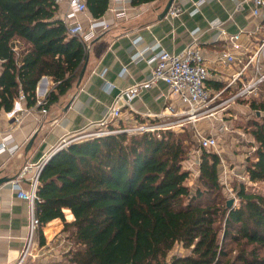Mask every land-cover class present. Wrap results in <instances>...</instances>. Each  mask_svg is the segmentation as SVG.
Instances as JSON below:
<instances>
[{
  "label": "trees",
  "instance_id": "1",
  "mask_svg": "<svg viewBox=\"0 0 264 264\" xmlns=\"http://www.w3.org/2000/svg\"><path fill=\"white\" fill-rule=\"evenodd\" d=\"M109 5L87 0L94 19ZM87 55L51 0H0V113H10L21 96L28 108L35 106L44 77L54 87L39 108L49 109L77 84ZM252 99L260 118L264 84ZM251 121L255 149L246 173L249 182L264 185V119ZM117 130L71 142L45 164L37 191L39 246L46 245L43 229L59 219L70 242L63 258L70 264H264V194L241 184L235 188L239 204L228 207L220 156L205 149L192 191L183 162L194 141L186 130L128 133L122 124ZM53 229L50 224L46 234ZM177 245L189 253L170 257Z\"/></svg>",
  "mask_w": 264,
  "mask_h": 264
},
{
  "label": "crops",
  "instance_id": "2",
  "mask_svg": "<svg viewBox=\"0 0 264 264\" xmlns=\"http://www.w3.org/2000/svg\"><path fill=\"white\" fill-rule=\"evenodd\" d=\"M168 1L160 0L133 6L131 0H125L122 4L126 11L125 17L116 20L107 30L99 33L88 48V64L80 86L75 84L58 103L47 109L46 115L41 114L38 101H43L47 92L54 87L48 77L42 78L38 83L35 106L28 108L24 100L20 103L22 114L17 111L19 105H15L16 108L13 109L16 114H12V111L0 113V145L7 146V150L0 153V179L9 180L0 185V264H15L20 260L29 234L28 205L18 198L11 182L20 177L25 166L32 165L22 181L24 189L28 190L29 179L35 175L37 166L55 147L63 140L88 128L90 124L102 120L112 106L115 96L121 91L150 80L152 65L148 60L154 56L151 48L156 43H160L172 53H179L196 40L210 71L206 87L213 96L219 94L213 105H220L212 116L190 122L189 129L194 136L192 140L197 142L198 137L208 136L206 133L213 135L219 131V140L221 136H226L227 143L232 147L239 143L242 148L240 142L243 144L245 138L247 142L254 143L251 134L246 135L243 130L232 126V123L239 119V113L249 115V105L246 103L237 106L240 100L227 105H222V102L237 93L242 83L249 81L254 74L253 68L250 67L245 69L241 77L243 82H233L234 75L244 69L249 56L264 38V17H254L251 4L243 3L244 0H174L173 6L181 10L179 16L173 18L167 15L161 19L159 16ZM199 2L202 4L195 11ZM113 17L108 10L102 19L111 20ZM80 20L87 26L96 19L87 12L80 16ZM215 20L219 22V26L212 27L210 24ZM222 31L228 34H242L240 41L244 54L237 53V62L233 65L221 60L222 52L231 50L222 36ZM142 51L143 58L137 60L138 53ZM167 105H173L176 110L185 108L178 98L169 94L166 84L158 82L149 89L141 90L131 108L123 109L119 123L124 127L134 128L142 123L165 124L175 121V117L157 119L156 116ZM224 124L228 126V131L221 128ZM35 135L34 143L27 151V146ZM223 149L220 148V158L221 153L225 152L237 171L246 167L245 160L252 148L246 147L242 153L234 156H230ZM65 211L70 210L64 209L63 212L66 220L72 222L74 216L68 218ZM50 224L54 225V229L49 236L45 231ZM62 229L63 222L59 219L43 229L46 247L40 250L41 257L37 259L36 264H70L61 257L64 247ZM36 241L38 242V237ZM25 262L34 264L30 258H26Z\"/></svg>",
  "mask_w": 264,
  "mask_h": 264
},
{
  "label": "built area",
  "instance_id": "3",
  "mask_svg": "<svg viewBox=\"0 0 264 264\" xmlns=\"http://www.w3.org/2000/svg\"><path fill=\"white\" fill-rule=\"evenodd\" d=\"M59 10V18L64 22L68 34L78 37L81 42L86 46V49L90 47L91 43L97 38L99 33L107 30L114 22L120 18L125 17L126 11L122 4L125 0H110L109 12L113 14L111 20L96 19L86 26L81 20L80 16L88 12L87 0H51ZM243 3L251 4V11L254 17H264V0H244ZM202 4L199 2L196 4L195 11ZM181 10L178 7L170 8L168 15L173 18L179 16ZM212 27L219 26L217 20L211 22ZM242 34H228L226 31H222V36L230 46V49H226L221 54V60L229 65H233L237 62V53L244 54L243 45L241 44ZM151 50L154 52V56L148 60L152 65V77L146 82H142L133 85L114 98L112 106L109 108L104 118L98 122L90 124L88 128L83 129L71 138L63 140L57 147H55L51 153L57 149H62L71 142L106 136L114 133H118L119 120L122 118V111L125 108H131L134 100L138 98L141 90L149 89L158 82H163L169 88V94L179 99V101L185 106L183 110H176L173 105H167L164 110L156 117L158 120H165L166 117H175V121H168L164 123H142L138 124L134 128L125 127V132L128 133H152L156 134L160 130L179 127L185 122L194 123L202 117H208L213 115L220 104L213 105L214 100L219 96H213L206 87V81L210 77V71L207 66L206 59L204 57L202 49L197 44L196 40L192 42L187 48L179 53H172L161 46L160 43H156ZM144 51L139 52L137 60L143 58ZM240 56V55H238ZM253 68V76L247 81L243 82L241 77L244 74L245 69ZM236 80L242 81L241 87L238 89L231 98L222 102V105H227L230 102L237 101L239 98H249L252 96H258L261 92V86L264 84V38L260 42L257 49L249 56V60L243 70H240L233 77V82ZM231 82V84L233 83ZM110 87V86H109ZM109 89V88H108ZM25 100L24 96H21L14 104L19 105L18 112L22 114L23 109L20 106ZM38 105H43V101H38ZM40 109V108H39ZM42 115H46L48 110L41 108ZM12 114H16L15 110H12ZM116 129H110V127ZM222 129L228 131L229 128L226 124L221 126ZM232 131V129L230 130ZM197 143L199 150H212L218 151L220 149V142L217 136L202 135L198 137ZM7 150L5 144L0 145V153ZM50 153V154H51ZM49 154V155H50ZM219 154V152H218ZM49 155L43 160V162L37 166L35 175L29 179V189H24L22 185L23 178L26 173L33 167L27 165L20 173V177L11 182L13 191L16 192L18 198L24 200L28 205V219H29V234L24 246V250L20 256V260L15 264H27L26 258H30L34 264L37 259L41 257L40 250L46 247L38 246L37 239V218H36V205H37V191L39 185V176L44 167L45 162L48 160ZM225 169L224 173L227 175V167L222 161ZM246 172L237 175V179L240 181L246 180Z\"/></svg>",
  "mask_w": 264,
  "mask_h": 264
},
{
  "label": "rangeland",
  "instance_id": "4",
  "mask_svg": "<svg viewBox=\"0 0 264 264\" xmlns=\"http://www.w3.org/2000/svg\"><path fill=\"white\" fill-rule=\"evenodd\" d=\"M252 97H249V98H245V99H242V101L240 100V102H237V106H243L244 104H248L252 101ZM249 108L250 105H249ZM216 111V110H215ZM213 111V112H215ZM239 119L237 121H234L232 123V126L233 128H237L239 130H243L246 135H250V128L252 126V122L251 120H262L264 119V113H262L260 116V118L257 117L255 111H253L251 109V112L249 113V115H246V114H242V113H239ZM249 117V121H247V118ZM204 118V117H202ZM120 124V123H119ZM181 126V127H180ZM179 127H175V128H170L168 127L169 129H171L172 131H175V132H184L185 134V130H186V133L189 135V137H194L192 135V130H190V122H185L183 123L182 125H180ZM206 133V132H205ZM217 134V135H216ZM219 134V131L213 135H216L218 136ZM206 135H209L208 133H206ZM219 138V137H218ZM245 138V137H242V139ZM241 139V140H242ZM245 141H243L244 143L242 144L240 142V146H242V148L239 147V143H235L234 147L230 146V143L228 142L227 143V138L226 136H221L220 137V148H225V146L227 148L223 149L224 151L226 150L227 154H229L230 156H234V155H237L239 153H242V151H244V148H252L251 152H249L250 154H248V156H250L253 152V150L255 149V143H250V142H247L246 138L243 139ZM252 145V146H251ZM188 158L183 162V167H184V170L188 171L189 172V179L187 181V184L190 186L191 190L192 191H195V188L197 187L198 185V177H199V168H200V158L199 156L201 155L202 153V150L200 151L199 150V145L197 142H193V144H190L188 146ZM214 153H217L220 152V149L218 151H213ZM248 153V152H247ZM221 163L219 165V177H220V180H221V183L222 185L224 186V196L226 198V200H233V206H237L239 204V200H238V197H237V194H236V189L239 188V186L241 184H244L245 187H246V190L249 191V192H258V193H262L264 194V185L262 184H258V183H251L249 182V179H248V175L246 173L245 177H246V180L245 181H240L239 179H237V175H240L241 173L243 174L244 172H246V167L242 170L240 169L241 171H237L234 167L235 165L232 164V160L226 155V153H221ZM222 161H224L226 167H227V175H225L224 173V165L222 163ZM246 161V160H245ZM236 188V189H235ZM65 235L63 237V243H64V247H63V250L61 251V257L64 256V254L68 251L69 247H70V242L66 241L65 239ZM227 245H229L228 247H233L235 248V245L233 243H227ZM189 251L187 249H184L181 245H177L174 250L171 252L170 254V257L172 256H184L186 254H188ZM235 253H232V256H234ZM168 264H170L169 262H167Z\"/></svg>",
  "mask_w": 264,
  "mask_h": 264
},
{
  "label": "water",
  "instance_id": "5",
  "mask_svg": "<svg viewBox=\"0 0 264 264\" xmlns=\"http://www.w3.org/2000/svg\"><path fill=\"white\" fill-rule=\"evenodd\" d=\"M173 3H174V0H169V1L167 2L166 6H165V8H164V10H163V12H162V13L160 14V16H159L161 19L165 18V17L168 15V12H169L170 8L172 7ZM88 58H89V56L87 55V59H86V61H85V64H84V66H83V68H82V71H81V73H80V76H79V80H78V83H77L78 86H80V83L82 82V79H83L84 74H85V72H86V68H87V64H88ZM35 138H36V135L33 136V137L31 138V140H30V142H29V144H28V146H27V151L30 150V148L32 147ZM60 150H61V149H57V150L53 151V152L49 155V158H48V160L45 162V164H46V163H47V162H48V161H49V160H50V159H51L56 153H58ZM45 164H44V166H45ZM8 181H9L8 179H6V178H2V179H0V185H1L2 183H6V182H8ZM232 205H233V200H232V199H231V200H228V201H227V206H228V207H231Z\"/></svg>",
  "mask_w": 264,
  "mask_h": 264
}]
</instances>
